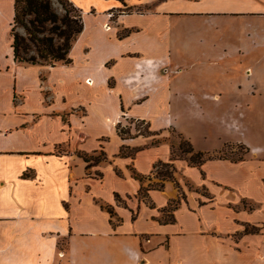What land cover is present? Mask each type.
<instances>
[{
  "label": "crops",
  "instance_id": "0c3cea01",
  "mask_svg": "<svg viewBox=\"0 0 264 264\" xmlns=\"http://www.w3.org/2000/svg\"><path fill=\"white\" fill-rule=\"evenodd\" d=\"M69 1L83 20L69 56L81 44V59L47 65L14 60V0H0V264H264V145L247 143L238 161L172 159L179 89L161 73L248 61L264 23L250 46L237 23L264 22V0ZM122 108L151 132L119 135ZM185 137L207 154L225 145ZM101 149L107 161L84 160ZM160 161L174 179L139 195L148 180L132 171L148 176Z\"/></svg>",
  "mask_w": 264,
  "mask_h": 264
},
{
  "label": "rangeland",
  "instance_id": "374dc122",
  "mask_svg": "<svg viewBox=\"0 0 264 264\" xmlns=\"http://www.w3.org/2000/svg\"><path fill=\"white\" fill-rule=\"evenodd\" d=\"M50 1L52 9L59 16H62L64 14L62 6L56 0ZM64 1L69 3L68 6L74 10L73 12H79V9L73 6L69 0ZM122 11H128L127 7H123ZM117 14L115 12L114 16ZM239 23L241 25L237 28L238 36L245 38L249 46L250 42L260 38L259 30L255 27H259L257 25L264 22L241 19L237 24ZM18 31L25 35V30L22 27H18ZM1 42L2 47L5 48L7 45L6 36L1 39ZM80 47L81 44L76 45L74 50L72 49V56L70 55L77 63L82 56ZM249 51L248 61L214 62L210 69L215 70V74L212 73L213 71L208 73L202 70L198 75V70L192 65L180 68L175 65L162 64L161 73L165 78L172 80L171 87L173 89H179V92H173L175 103L168 112L172 125L165 131L171 142V153L174 150L175 153L183 155L179 150L180 143L174 145L173 142L177 140L179 142L182 140L189 141L185 137L186 134L200 146L209 148L216 147L221 140H224L225 145L222 150L208 152V155L216 158H229L233 161L241 160L248 155L251 147L247 143L257 145L255 147L264 145V45L252 47L251 44ZM0 52L3 53L2 50ZM29 53L32 54L33 52ZM200 65L203 69H207L209 66L203 62ZM40 73L42 78L47 77L46 72L41 71ZM178 73H186L189 78L184 77V75H177ZM222 73L226 75H221ZM64 76L65 73L58 70L52 74V81H58ZM181 90L183 91L180 92ZM179 100H183V102ZM84 111L83 107L77 108V113H84ZM126 114V110L122 108L121 117L115 124L119 135L121 131L126 132L123 137L135 133L146 135L151 132L145 121L139 118H131ZM177 125L178 127H176ZM160 133V131H155L154 134ZM102 139H106V137ZM123 151L125 150L123 149ZM102 153L106 158L100 162L107 161L108 158L102 149L87 156L102 157ZM172 159L174 158L172 157ZM157 170L159 169L155 165L152 173L144 176L146 177L144 181L148 180L146 186L160 182V177L156 174ZM174 172L173 178L164 182L173 180ZM97 174L100 175L101 173L97 172ZM201 192L206 194V192Z\"/></svg>",
  "mask_w": 264,
  "mask_h": 264
},
{
  "label": "trees",
  "instance_id": "16d2710c",
  "mask_svg": "<svg viewBox=\"0 0 264 264\" xmlns=\"http://www.w3.org/2000/svg\"><path fill=\"white\" fill-rule=\"evenodd\" d=\"M63 8L64 14L59 16L51 6L50 0H14V17L11 23V46L13 48L14 60L21 63L47 64L56 63L69 64L70 49L77 36L83 30V20L81 12H73L64 0H56ZM70 2V1H69ZM71 3V2H70ZM72 4V3H71ZM73 5V4H72ZM74 6V5H73ZM18 27L25 30V35L18 31ZM33 52L32 54L29 52ZM126 132L121 131L120 135L125 136ZM179 150L183 155H179L172 150L173 158H186L188 162L195 166H200L204 161L216 158L202 151H194L192 145L187 140H182ZM122 155H134L133 151L121 152ZM101 156H86L83 158L88 163H98L106 158L104 153ZM187 155V156H184ZM156 174L160 177L159 183H152L142 186L139 195L147 196L150 189H162L164 181L173 178L175 168L172 163L158 162ZM135 178L143 182L146 177L132 171ZM118 198V197H117ZM177 204H173L176 207ZM112 214V210L107 208ZM171 216L168 220L173 221Z\"/></svg>",
  "mask_w": 264,
  "mask_h": 264
}]
</instances>
